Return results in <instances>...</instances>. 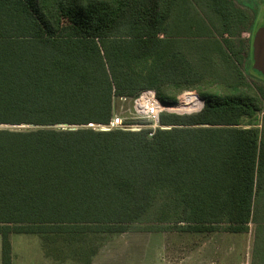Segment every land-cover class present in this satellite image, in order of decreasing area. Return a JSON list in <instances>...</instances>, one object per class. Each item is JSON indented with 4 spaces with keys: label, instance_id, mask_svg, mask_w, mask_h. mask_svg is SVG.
<instances>
[{
    "label": "trees",
    "instance_id": "trees-1",
    "mask_svg": "<svg viewBox=\"0 0 264 264\" xmlns=\"http://www.w3.org/2000/svg\"><path fill=\"white\" fill-rule=\"evenodd\" d=\"M251 23L233 0H0L1 264L10 235L76 251L89 236L264 223V78L241 38ZM146 90L170 106L193 91L204 106L162 114L151 136L86 127Z\"/></svg>",
    "mask_w": 264,
    "mask_h": 264
},
{
    "label": "rangeland",
    "instance_id": "rangeland-1",
    "mask_svg": "<svg viewBox=\"0 0 264 264\" xmlns=\"http://www.w3.org/2000/svg\"><path fill=\"white\" fill-rule=\"evenodd\" d=\"M233 1L237 6L246 9L252 18L250 29L241 35L242 40L250 47L251 56L254 36L258 30L264 28V0ZM116 108L119 112H123L124 117L128 116L127 102L117 101ZM257 204L260 208V222H264V203L261 201ZM253 226L251 224V241L246 242L245 238L249 239V236L240 234H230L225 240L215 241L218 249L212 252L211 263L264 264V231H257V235L253 237ZM218 234L219 237H225L223 233ZM189 236L191 235L178 232L158 233L135 230L124 234L103 235L97 239L89 236L85 242V248L82 249L89 254L90 249L95 250L93 264H179L181 250L185 246L187 249L188 245L192 246L196 242ZM10 242L14 253V264H22L20 259L24 260L28 254L31 256L32 253L44 248L41 239L33 235H10ZM59 249L63 264H83L71 253L74 250L70 245L60 242ZM208 255L204 257L206 262L210 258ZM29 263L36 264L27 262L25 259L24 264Z\"/></svg>",
    "mask_w": 264,
    "mask_h": 264
},
{
    "label": "built area",
    "instance_id": "built-area-1",
    "mask_svg": "<svg viewBox=\"0 0 264 264\" xmlns=\"http://www.w3.org/2000/svg\"><path fill=\"white\" fill-rule=\"evenodd\" d=\"M119 102L129 104L128 116H123V112L117 109L108 124H89L87 128L99 131L125 130L141 131L149 130L150 136L156 129L160 128V116L170 115H191L199 113L204 106L203 100L193 91L184 92L177 98V103L173 106L162 104L150 90L140 92L136 97L127 101L122 98Z\"/></svg>",
    "mask_w": 264,
    "mask_h": 264
},
{
    "label": "crops",
    "instance_id": "crops-1",
    "mask_svg": "<svg viewBox=\"0 0 264 264\" xmlns=\"http://www.w3.org/2000/svg\"><path fill=\"white\" fill-rule=\"evenodd\" d=\"M253 225H254L253 226V237L257 235V231H264V223L253 224ZM248 228L249 230L247 233L240 234V235H245V237L249 236V239L245 238L246 242L252 240L250 239V236L252 233L251 225H249ZM223 234L225 235V237L217 236L219 235L218 233H214L209 236H198V235L189 236V237H192L190 239L196 240V242L192 246L188 245L187 249H185L186 248L185 246V248L181 250V253L179 254L178 263L179 264H212L210 260L212 258L211 257L212 252L213 251L215 252L218 249L215 241L225 240L228 236H230V234H227V233H223ZM60 242L61 241L57 242L56 249H54L53 251L49 250L46 252V250L43 248V250L39 249L36 253H32L31 256L30 254H28V257L25 258L26 261L36 263V264H63L62 263L63 257L59 249ZM82 247L85 248V244H83ZM71 253H73V255L76 256V258L80 259L79 261H81L83 264H93L94 262V256H89L88 251H85V249H79V253H78V250L73 251ZM204 254L205 255L209 254L208 256L210 258H208L207 262L204 261V257H205ZM24 257H26L25 254H24ZM11 259H12L11 264H14V253L12 251V244H11ZM25 259L24 260L20 259L22 261V264H24ZM0 264H1V240H0Z\"/></svg>",
    "mask_w": 264,
    "mask_h": 264
},
{
    "label": "water",
    "instance_id": "water-1",
    "mask_svg": "<svg viewBox=\"0 0 264 264\" xmlns=\"http://www.w3.org/2000/svg\"><path fill=\"white\" fill-rule=\"evenodd\" d=\"M252 69L254 72L264 78V28L258 30L254 36L251 52ZM66 128L67 126H57V128ZM7 128L0 126V129ZM36 129V128H51V127H34V126H20L17 129Z\"/></svg>",
    "mask_w": 264,
    "mask_h": 264
}]
</instances>
